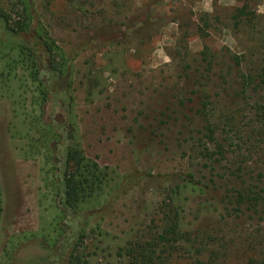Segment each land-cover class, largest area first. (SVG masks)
<instances>
[{
	"label": "rangeland",
	"instance_id": "obj_1",
	"mask_svg": "<svg viewBox=\"0 0 264 264\" xmlns=\"http://www.w3.org/2000/svg\"><path fill=\"white\" fill-rule=\"evenodd\" d=\"M0 1L6 8L8 3H18ZM32 1L34 28L40 22L60 48L76 55L72 94L79 140L87 157L107 168L112 177L104 195L84 211L90 218L89 229L101 227L106 233L104 238L97 236L99 232L91 234L84 244L87 252L94 253V264H106L117 247L148 240L160 231L161 202L182 175L221 182L242 167L246 177L264 171L261 138H253L255 147L236 140L259 125L254 113L261 99L255 93L241 99L234 119L240 133L231 134L236 139L227 148L232 161L241 153L239 161L246 164L212 165L205 156L204 149L214 151L215 146L197 132L205 121L195 112L198 91H207L208 80L193 63L205 65V53L218 66L216 79L240 76L239 60L264 65V13L258 11L264 0ZM244 7L250 18L236 19L237 9ZM21 13L17 6L13 19ZM219 93L218 88L209 91V109L215 115L222 110ZM33 101L29 93L0 98V179L5 197L0 264L6 249L23 259L41 244L52 246L60 239V210L44 185V159L23 158L26 141L13 138L9 130L12 107L30 111ZM58 111L60 119L66 120L67 110L58 107ZM15 122L20 130L18 119ZM224 131L227 128L218 130L219 141ZM194 217L190 210L188 220ZM226 233L229 252L221 260L246 264L247 238L252 233L264 237V222L245 216L231 223ZM99 238L103 242L96 248ZM192 260L179 259L180 264H200Z\"/></svg>",
	"mask_w": 264,
	"mask_h": 264
},
{
	"label": "trees",
	"instance_id": "obj_2",
	"mask_svg": "<svg viewBox=\"0 0 264 264\" xmlns=\"http://www.w3.org/2000/svg\"><path fill=\"white\" fill-rule=\"evenodd\" d=\"M6 6L0 1V63L3 65L0 88L4 90L0 98L9 99L17 93L33 95L30 111L24 106L22 111L19 110L21 107H12L14 120L9 130L13 138L26 141L21 148L23 158L35 160L42 156L44 159L47 167L44 169V185L60 210L61 224L60 239L52 246L41 244L35 253L23 259L14 257L13 249H6L2 264H94V253L87 252L84 244L91 234L99 232L97 236L104 238L106 233L101 227L89 229L90 218L84 211L104 195L112 177L107 168L87 157L79 140L72 94L76 55L60 48L40 22L34 28L32 0H18L17 4L8 3ZM17 6H21L22 13L16 20L12 13ZM250 16L244 7L237 9L235 18L241 20ZM203 55L205 65L193 61L197 64V73L208 80L207 91H198L200 101L195 117L205 121L203 129L197 132L206 138L208 144L215 146L214 151L205 148V156L212 165L227 162L242 166L246 164L239 161L243 154L237 153V160L232 161L227 148L236 139L231 134L240 133L234 119L239 113L237 108L241 99L253 93L261 99L255 105L254 113L255 123L259 125L236 140L242 142V146H254L252 140L256 137L264 143V65H251L247 60H239L240 76L224 75L216 79L218 66L208 61L205 53ZM214 88L219 89L222 97L219 101L222 110L218 115L209 109V91ZM58 107L67 110L66 120L60 119ZM220 127L227 128L222 141L217 136ZM244 169H236L238 173L221 178V182L215 179L199 181L191 173L182 175L180 183L168 188L166 198L161 202L163 218L160 231L148 240L138 239L117 247L112 252L113 259H108L106 264H180L179 259H193L192 263L198 260L200 264H225L221 259L229 252L225 244L226 230L231 223L245 216L264 222V187L260 189L258 185L264 186V171L257 177H246ZM4 201L0 179V224ZM190 210L195 216L192 221L188 220ZM211 225V229H206ZM101 238L94 244L96 248L103 242ZM258 238L254 233L247 238L246 264H264V237L258 234ZM203 253L207 256L203 257Z\"/></svg>",
	"mask_w": 264,
	"mask_h": 264
},
{
	"label": "clouds",
	"instance_id": "obj_3",
	"mask_svg": "<svg viewBox=\"0 0 264 264\" xmlns=\"http://www.w3.org/2000/svg\"><path fill=\"white\" fill-rule=\"evenodd\" d=\"M204 7H205L206 10L208 9V5H207V4H205ZM258 11L261 12V13H264V4H262V5L258 8Z\"/></svg>",
	"mask_w": 264,
	"mask_h": 264
}]
</instances>
